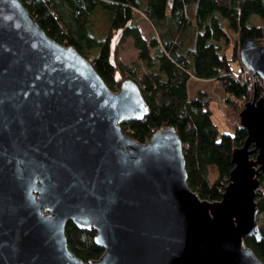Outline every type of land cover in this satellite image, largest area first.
Listing matches in <instances>:
<instances>
[{
	"label": "water",
	"instance_id": "obj_1",
	"mask_svg": "<svg viewBox=\"0 0 264 264\" xmlns=\"http://www.w3.org/2000/svg\"><path fill=\"white\" fill-rule=\"evenodd\" d=\"M239 59L264 77V43L245 39ZM252 91L221 196L202 199L174 127L143 142L120 129L147 112L134 81L111 90L19 0H0V264H263L243 243L260 238L264 178V95ZM66 221L94 230L99 257L69 250Z\"/></svg>",
	"mask_w": 264,
	"mask_h": 264
},
{
	"label": "trees",
	"instance_id": "obj_2",
	"mask_svg": "<svg viewBox=\"0 0 264 264\" xmlns=\"http://www.w3.org/2000/svg\"><path fill=\"white\" fill-rule=\"evenodd\" d=\"M41 29L55 41L73 45L86 57L111 90L125 78L138 85L147 112L127 120L120 129L143 142L159 126L174 127L181 141L187 185L202 199L220 198L229 171L230 153L240 146L246 130L233 124L244 101L264 95V85L247 88L237 79L243 63L241 43H264L263 25L250 20L264 17V0H19ZM105 18L100 22L101 16ZM149 24L146 39L138 28ZM224 22V23H223ZM229 29L234 35L229 33ZM114 38L112 39V37ZM131 38L140 63L128 66L120 59ZM231 61L237 67H231ZM200 84L189 93L188 80ZM216 82L207 88L202 81ZM221 109L232 131L218 130L210 102ZM252 145L250 144V148ZM249 156L255 157L254 153ZM260 177V176H259ZM255 193L260 238L246 236L245 243L264 264V178ZM67 247L83 261L99 257L94 230L64 226Z\"/></svg>",
	"mask_w": 264,
	"mask_h": 264
},
{
	"label": "rangeland",
	"instance_id": "obj_3",
	"mask_svg": "<svg viewBox=\"0 0 264 264\" xmlns=\"http://www.w3.org/2000/svg\"><path fill=\"white\" fill-rule=\"evenodd\" d=\"M256 19L259 20L258 25H261V26L263 25V28H264V17L257 18L256 15L252 14L250 20H256ZM104 21H105V18L101 16L100 22L104 23ZM141 28H142V30H141L142 34L147 36V33L149 32V24L145 21V22H143V27H141ZM229 33L231 35H234V32L231 29H229ZM113 38H114V36L112 37V39ZM120 54H121L120 59H121L122 63L124 62L128 66L134 67V65L140 63L138 61V58H137L136 49L132 45L131 38H128L125 41L124 45L122 46V50L120 51ZM231 67L235 69L237 67V62L231 61ZM202 82H204L205 86L209 89H210V87H212L216 83L213 80L202 81ZM188 83H189V88H188L189 93H191L192 89H194L195 87H197L200 84V82L194 81L193 78H190L188 80ZM210 109H211L212 119L216 123L218 130L225 129L227 131H232V129H233L232 125L229 124L228 121L225 122V120H223V114H221V109H220L219 105L212 100L210 102Z\"/></svg>",
	"mask_w": 264,
	"mask_h": 264
},
{
	"label": "built area",
	"instance_id": "obj_4",
	"mask_svg": "<svg viewBox=\"0 0 264 264\" xmlns=\"http://www.w3.org/2000/svg\"><path fill=\"white\" fill-rule=\"evenodd\" d=\"M237 79L247 88H253L255 85H264V77H260L259 75L255 74L254 72L251 71L247 66L244 64L241 65L239 68V71L237 73ZM222 114V113H221ZM224 115H223V120H224ZM233 124L240 125L238 123V120L234 121ZM124 134H126V131L122 130ZM262 213L257 212V221L261 218Z\"/></svg>",
	"mask_w": 264,
	"mask_h": 264
},
{
	"label": "crops",
	"instance_id": "obj_5",
	"mask_svg": "<svg viewBox=\"0 0 264 264\" xmlns=\"http://www.w3.org/2000/svg\"><path fill=\"white\" fill-rule=\"evenodd\" d=\"M143 22H145L144 20H142V21H140L139 23H138V28H139V31L141 32V35H142V37H144V38H146V36L144 35V34H142V28L141 27H143ZM141 28V29H140Z\"/></svg>",
	"mask_w": 264,
	"mask_h": 264
}]
</instances>
